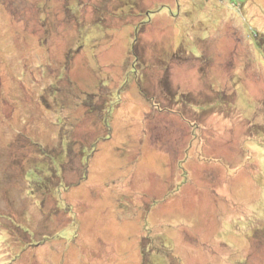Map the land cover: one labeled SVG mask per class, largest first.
<instances>
[{"label": "rangeland", "instance_id": "374dc122", "mask_svg": "<svg viewBox=\"0 0 264 264\" xmlns=\"http://www.w3.org/2000/svg\"><path fill=\"white\" fill-rule=\"evenodd\" d=\"M263 44L264 0H0V264H264Z\"/></svg>", "mask_w": 264, "mask_h": 264}, {"label": "trees", "instance_id": "16d2710c", "mask_svg": "<svg viewBox=\"0 0 264 264\" xmlns=\"http://www.w3.org/2000/svg\"><path fill=\"white\" fill-rule=\"evenodd\" d=\"M258 36V35H257ZM260 36V35H259ZM257 38H259V37H257ZM262 36L260 37V39H259V41H258V47L261 49V50H263L262 48H263V46H262V43L261 42H263V41H261L262 39ZM264 45V44H263ZM81 154V153H80ZM85 160V159H84ZM88 160V159H87ZM85 164H87V161H86V163H84V165Z\"/></svg>", "mask_w": 264, "mask_h": 264}]
</instances>
